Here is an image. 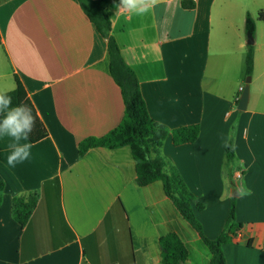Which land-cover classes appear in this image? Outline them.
I'll return each instance as SVG.
<instances>
[{
    "label": "crops",
    "instance_id": "obj_1",
    "mask_svg": "<svg viewBox=\"0 0 264 264\" xmlns=\"http://www.w3.org/2000/svg\"><path fill=\"white\" fill-rule=\"evenodd\" d=\"M232 5L155 0L137 14L114 0L108 11L151 117L168 130L157 154L205 205L196 212L204 234L221 233L235 199L243 228L224 245L227 264H264V39L255 45L249 104L239 110L246 69L232 84L222 71L230 30L241 58L247 50ZM0 34V91L14 89L18 75L49 131L38 142L21 141L32 144L31 155L15 167L7 165L12 140L0 136V264H162L159 238L169 232L187 246L188 264H209L200 233L163 183H137L128 146L79 155L83 139L120 123L124 101L111 76L107 39L78 0H0ZM192 124L201 129L197 140L176 145L172 131ZM231 138L237 162L229 170ZM34 191L37 204L21 225L13 198Z\"/></svg>",
    "mask_w": 264,
    "mask_h": 264
},
{
    "label": "trees",
    "instance_id": "obj_2",
    "mask_svg": "<svg viewBox=\"0 0 264 264\" xmlns=\"http://www.w3.org/2000/svg\"><path fill=\"white\" fill-rule=\"evenodd\" d=\"M114 0H78L82 10L93 22L99 33L107 39L110 59V72L114 81L121 89L124 101V115L120 123L108 133L101 136H89L79 143V155L95 147L118 148L128 146L136 161L137 183L141 186L149 185L155 181L163 183L164 190L173 201L181 216L187 220L200 233L205 246L211 253L209 264H227L224 245L233 243L243 222L237 219L235 199L224 228L216 238H209L203 232L202 223L197 218L196 212L202 211L205 205L197 200L183 178L176 169L157 153L162 147L168 130L154 120L147 108L145 98L141 91L139 77L135 70L129 66L122 54L120 45L113 34L109 6ZM186 8H194V2H184ZM264 21V11L258 18L247 12L245 30L255 35L256 21ZM2 38L0 34V45ZM246 75H252L255 63V46L247 45ZM16 86L7 94L12 97V105L24 104L31 108L35 118V126L29 136L33 143L49 135L44 122L39 117L37 109L32 102L28 91L19 78L15 75ZM201 132L199 124L180 126L172 131L173 142L176 145L191 143L197 140ZM226 161L229 170L237 162L234 141L231 138L226 147ZM232 173V171H231ZM5 183L0 181V206L3 203ZM38 201L36 191L25 195H18L12 201V215L21 225L29 220ZM162 264H188L189 250L180 235L169 232L159 238Z\"/></svg>",
    "mask_w": 264,
    "mask_h": 264
},
{
    "label": "clouds",
    "instance_id": "obj_3",
    "mask_svg": "<svg viewBox=\"0 0 264 264\" xmlns=\"http://www.w3.org/2000/svg\"><path fill=\"white\" fill-rule=\"evenodd\" d=\"M150 3H155V0H120V10L143 14L148 11ZM9 91L11 89L0 91V115L3 116L0 120V136H7L12 140L7 165L15 167L28 160L31 155L32 144L21 141L28 140L36 121L28 106L12 105V97L7 94Z\"/></svg>",
    "mask_w": 264,
    "mask_h": 264
},
{
    "label": "rangeland",
    "instance_id": "obj_4",
    "mask_svg": "<svg viewBox=\"0 0 264 264\" xmlns=\"http://www.w3.org/2000/svg\"><path fill=\"white\" fill-rule=\"evenodd\" d=\"M233 2L232 8H233V22L234 25L241 28V37L245 45L248 41V32L245 30V18L247 12H250L255 19L258 18L261 11H264V0H231ZM228 35H230V38L228 36L227 38V54L223 56V60L227 58V66L226 70L222 71L225 72V75L229 81L230 84L234 83L235 80H237V75H239V71L241 73V70L244 72L246 69V63H245V49L243 48L242 58L240 54V50H238L235 46L236 44V37L238 35L236 32L229 31ZM264 35V21L257 20L256 21V32L254 35L255 43L254 46H260V43L262 41ZM248 45V44H247ZM240 61V64H239ZM225 63H223L224 65ZM242 65V66H241ZM223 67V66H222ZM244 75V73H243ZM248 75H246L245 80ZM254 85V80L252 78L251 80V90Z\"/></svg>",
    "mask_w": 264,
    "mask_h": 264
},
{
    "label": "water",
    "instance_id": "obj_5",
    "mask_svg": "<svg viewBox=\"0 0 264 264\" xmlns=\"http://www.w3.org/2000/svg\"><path fill=\"white\" fill-rule=\"evenodd\" d=\"M254 43H255L254 34L251 32H248L247 44L248 45H254ZM251 80H252V75H248L246 80H245V84H244L242 93H241L240 98H239V102H238V109L239 110H246L247 109V106H248L249 100H250ZM235 193L238 194V191L235 190Z\"/></svg>",
    "mask_w": 264,
    "mask_h": 264
},
{
    "label": "built area",
    "instance_id": "obj_6",
    "mask_svg": "<svg viewBox=\"0 0 264 264\" xmlns=\"http://www.w3.org/2000/svg\"><path fill=\"white\" fill-rule=\"evenodd\" d=\"M242 175H243L242 170H237L236 173H235V176H236V178H238V179H240V178L242 177Z\"/></svg>",
    "mask_w": 264,
    "mask_h": 264
}]
</instances>
